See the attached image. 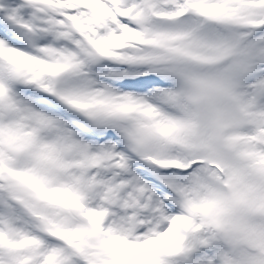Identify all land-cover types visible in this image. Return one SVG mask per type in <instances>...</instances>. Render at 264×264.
I'll return each instance as SVG.
<instances>
[{
	"label": "snow or ice",
	"instance_id": "obj_1",
	"mask_svg": "<svg viewBox=\"0 0 264 264\" xmlns=\"http://www.w3.org/2000/svg\"><path fill=\"white\" fill-rule=\"evenodd\" d=\"M0 264H264V0H0Z\"/></svg>",
	"mask_w": 264,
	"mask_h": 264
}]
</instances>
